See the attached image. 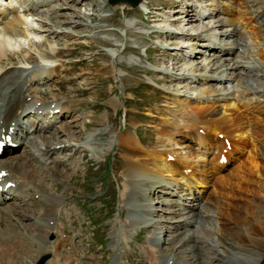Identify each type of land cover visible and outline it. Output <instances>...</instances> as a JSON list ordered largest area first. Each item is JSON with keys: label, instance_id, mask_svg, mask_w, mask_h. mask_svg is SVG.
Masks as SVG:
<instances>
[{"label": "rangeland", "instance_id": "rangeland-1", "mask_svg": "<svg viewBox=\"0 0 264 264\" xmlns=\"http://www.w3.org/2000/svg\"><path fill=\"white\" fill-rule=\"evenodd\" d=\"M3 1L6 4L13 3V5L20 2L19 0H16L17 2L15 0ZM48 1L50 7L45 2L44 5L40 4L39 0H25L24 7H28L32 3L35 4L34 10L27 15L17 14L19 11L14 13L24 20L23 30L28 38H18L16 42L12 41L9 49L13 54L10 53V60H6V65L11 62L28 64L25 60H28L29 63L38 61L41 64H46L48 61H54L59 64L58 74L49 76L51 78L47 81L39 79L40 84H36L35 88L42 90L41 97L46 100L56 98V100L66 101L67 106L70 104V110L68 113H54L51 116L47 113H44L43 116H35V121L39 118L35 122L37 126L49 124L48 127L44 126L46 129L44 132L51 145L49 158L52 160L54 169L49 170L45 166L47 169L38 173L43 177V180H40L42 184L40 183L37 188L29 189L25 199L30 205L26 210L19 209L24 212L20 218L27 229L28 239L18 250H15L16 257L10 264H28L32 257H35L39 246L33 235L35 219L44 214L50 218L58 217L55 231L46 233L44 228L38 231L40 239L45 238L46 246L51 250V252H48L49 250L43 252L49 254L50 261L55 260L53 262L59 264H74L77 261H72L77 258L78 260L97 261L96 264H108L114 255L109 246L110 232L115 229L113 227L118 225V222H127L124 219L127 209L123 207L124 204L121 201H124L129 192L135 191L138 194L142 190L145 191V198L136 196L126 203L152 202L154 208L151 209V217L154 221L158 219V224L154 223L159 227L164 223L163 227H158L164 233H161L160 237H163V241L159 243V248L166 253L173 254L179 260L185 258L187 264H191L187 260L192 255L190 251H187L188 247H177L174 240L169 242L172 227L168 223L170 221L164 220L178 218L176 212L174 215V212L167 211L177 209L173 199L183 201L181 202L183 205L176 202L177 206L182 209L185 205H190V198L183 191H178L177 198L174 194L170 195L175 192L173 187L168 191V197L165 194L167 190L162 191L164 195L160 194L159 191L162 187L167 189L169 186L166 182L161 184L158 180H145L142 184L137 179L134 180V178L126 176L123 169L125 165L123 157L126 152L119 145L120 139L124 134H129L130 137L137 134L141 143L144 144L143 146L149 149L164 148L169 151L175 150L181 154H186L191 148H193L191 150H197V145L187 141L181 134L173 132L175 141L180 144L172 145L168 141L159 143L158 129L162 126L158 122V118L180 120L178 111L181 112L182 107L189 101L190 106L196 104L198 102L196 100L199 98L193 97L212 94V88H214L212 86H215L216 90L223 91V96L227 97L226 101L219 98L218 101L221 105L233 100V94H238L239 101L252 102L256 109L262 108L264 103V43L262 42L264 40L262 38L264 37V0H218V2L216 0L215 3L210 0L211 5H209V0H199L202 3L204 1L207 6L212 8V11L217 6H222L221 8L225 11L219 14L212 12V16L205 14L207 15L205 17L196 15L194 0H141L140 3L133 6L114 3L118 0ZM187 2L190 3V6L187 5L191 8L190 10L186 9ZM20 8L21 6H19ZM13 9L16 10L14 7ZM21 12H25V10ZM186 12L188 13L186 14ZM216 17L224 20V24H221V21L216 22ZM209 20H212L209 24L212 29L208 25V28L201 31L203 39L198 36L185 39V32L200 31V28H204V24ZM218 25L219 27L223 25L220 28L234 30V36L223 32H221V36L227 35V39L233 41L231 44L236 42L235 48L232 46V49L241 48L242 54L237 55L240 59L235 61L248 60L249 64L246 65V68H240L241 70L233 71L231 67L216 70L217 75L222 78L221 81L218 80L217 83L213 80L203 82L199 80L200 74L206 67L211 68L212 60L220 62L225 56L230 57L238 54L237 52L234 55L223 53L220 57L217 56L220 60L215 61L216 53H212L211 50L201 45V42L219 40L215 36L218 33ZM252 26L257 31L256 38H252ZM205 27L207 26L205 25ZM169 31H178V33L173 35L168 33ZM182 32L185 34H180ZM190 52L191 56L188 55ZM29 56H32L33 59L28 58ZM47 57L51 58L46 59ZM209 57H213V59L210 58V60ZM231 60L223 61L231 63ZM227 69L228 71L232 69L234 72H231L230 79L226 77ZM209 73L212 74L214 71ZM40 74L44 73L40 71ZM237 74L243 76L242 80H239L240 84L235 79ZM250 74L252 75L250 76ZM208 75L204 74L207 80L212 78ZM201 76L203 77V74ZM245 78L247 82H245ZM200 82L203 84L201 85ZM226 86L230 88L228 91L224 89ZM203 89H211V93H201ZM210 97L214 96L210 95ZM218 109L221 112L229 108L219 105ZM175 110H178L177 115H170ZM186 110L189 108L186 107ZM254 114L256 112L250 110L248 117H253ZM153 117L157 121H153ZM134 130L136 134H134ZM169 134L170 132L163 134V139ZM232 137L233 135L227 136L229 144L232 142ZM57 140L67 143H64L63 147L53 148ZM186 142L190 143L191 147L185 146ZM248 149L253 154H257L258 159L264 163V143L257 142V150H253L251 145L248 146ZM16 151V154L21 156V161L22 157L28 153L23 151V147ZM245 152L243 151V153ZM8 154L5 153L4 157ZM242 154L238 160H236L237 155H234L233 159L236 161H231L223 171L221 170V175L230 172L239 163V160L245 157L246 154ZM32 160V157H28L29 166L33 165ZM168 160L172 161L173 158ZM186 172H189V169ZM210 172V174H214L212 177H215L216 173L217 176L220 174L213 169ZM212 177H209L210 180ZM127 178L133 180V185L128 182ZM156 184L161 185L157 186ZM154 186L156 192L150 189L149 191H153V193L148 196L146 191L150 187L153 189ZM244 187L251 189L252 186L249 187V184L246 183ZM211 188L209 186L206 194L210 193ZM201 189L204 190V188ZM49 191L51 193L47 195L49 199L53 196H58L61 199L60 205H57L59 207L54 208L56 210L49 209L50 205H47L46 202L48 199L45 201L39 196L40 192ZM234 191L242 198L237 199V204L233 209L227 207L223 210L226 216H216L217 211L211 203L214 199L213 195L209 194L207 197L205 195L204 198L203 194L201 211L205 215L204 218L210 215L211 219L206 225L208 228L215 229L214 235L216 236L221 235L218 231V228L221 227L224 232L223 240L227 242L220 247L223 252L214 260L205 259L207 264L224 263L222 259L229 252L227 250L239 249L233 244L230 246V241H232L230 238L236 237V234L231 237L229 235L231 229L234 228V222L239 228V224L231 218V213L239 212L238 206L250 209L249 206L252 207L253 204L261 206L264 203L263 199L254 198L252 196L254 194L239 193L237 189ZM160 198L161 200H159ZM206 198L207 200H205ZM195 201H192L191 204L197 202ZM241 214L251 221L254 220L253 216L245 211ZM218 217L220 224L216 221ZM259 222L261 221L259 220ZM144 225L141 223L131 234L129 232L126 233L127 235L122 233L124 237L119 240V245L122 248L120 258L127 260L130 264H149L144 253L148 248L143 245L142 249L140 245L144 243L148 230L154 224ZM247 228L248 224L244 226V229H241L240 234L247 233ZM200 234L209 235L203 232ZM252 250H254L253 254H260L257 264H264V237L261 239V243L257 247H253ZM193 254L196 253L193 252ZM65 256L66 258H63ZM195 262L197 264L198 261ZM3 263L0 260V264Z\"/></svg>", "mask_w": 264, "mask_h": 264}, {"label": "bare ground", "instance_id": "bare-ground-1", "mask_svg": "<svg viewBox=\"0 0 264 264\" xmlns=\"http://www.w3.org/2000/svg\"><path fill=\"white\" fill-rule=\"evenodd\" d=\"M19 1L20 2L18 4L14 3L13 5V3L6 4L4 1L0 0V137H2V134L4 135L6 133H10L12 136L11 140L15 142V145H10L7 149H4L1 152L9 153L8 156H0V170H5V175H0V260L4 262L3 264H10L12 259H15L16 257L17 253L15 252V250H18V248L23 245L26 239H28L27 229L25 228L23 220L20 218L21 215L24 214V212L19 211L20 208L26 210L29 207L28 205H30L27 204V199H25L26 189L37 188L40 185V183L42 182H40V180H43V177L38 173H42L45 169H47L45 168V166L48 167L49 170L54 169L52 160H50L49 158L51 145L47 138V135L44 132L46 131L45 127H48V125L45 124V127L34 125V121L25 118V116H28L30 112L37 113L39 111L44 113L49 112L51 109L55 108H57L59 112H61L62 110L67 111L69 107L67 106L68 103L64 100H56V98L51 100L44 99L43 97H41L42 90L35 88V85L39 84L37 80L39 79V77H37V75L40 71V67L45 70V73L43 72L44 74L41 76V78L43 79V81H47L51 78L49 76L52 72L58 74L59 66L57 64L40 65L37 61H35L30 66L17 64L10 65L9 67L5 66L6 60H10V53L13 54V52H11L9 49V45L12 43V41L16 42V39L18 38H28V35L23 30L25 22L23 19H21L20 16H17V14L24 13L23 15H27L30 12H21L24 11L25 8L24 0ZM212 1L214 3L216 2V0ZM9 2H11V0ZM15 2L17 1L15 0ZM137 2H139V0H118L114 3L127 4V6H129V3ZM195 2V13L199 17H201V15L203 14V16H205V14H207L208 16H212V12H214L215 14L225 12L223 8H221V5V7H214L215 10L212 11V8L207 6L205 3H202L201 1ZM210 2L211 1L209 0V3ZM188 4L189 3H187V5ZM8 5L12 7H8ZM187 5L186 8L187 10H189L188 6H190V4L188 6ZM19 6H21L20 9ZM13 7L16 8L15 11ZM27 9L32 11L31 6ZM17 11L19 12L17 14H14ZM211 21L212 20H209L206 24H204L203 29L208 28V25ZM215 21H221V24H224V20H222L220 17H216ZM205 25L207 27H205ZM210 26L211 25H209V28H211ZM222 26L220 25V27ZM220 27L218 25L219 29L217 30L218 33L216 34H218V38L221 42H204L202 43V45L206 49L218 53L219 56L223 53L231 54L234 51V53L237 52L238 54L234 55L235 57H229L232 59L231 63H224L223 60H228L227 56L222 58V60L220 62H217L216 64H214V62H212V64L208 62L211 64V68L209 69V67H206L204 71H207L209 69L208 72H216V70L219 71L220 69L227 67H231L233 71L235 69L239 70L240 68H246V65L249 64L248 60H241L240 62L235 61L237 59H240V57L238 58V56L239 53L242 54L240 52L241 48L235 50L234 45H236V42L231 44L233 41L227 39V35L221 36V32H223L224 34H232V36H234V30L232 28L228 29ZM252 30V38H256L257 31L254 30L253 26ZM168 33L175 35L176 32ZM185 33V39L191 36H198L200 39L203 38L201 35V31ZM213 34H215V32H213ZM182 35L184 34L182 33ZM233 39L237 41L235 37H233ZM262 42L264 43V40H262ZM232 46L234 47L233 49ZM229 49L231 50L227 52ZM232 50L234 51L232 52ZM190 54L191 52L188 53V55ZM28 58H32V56H29ZM48 58L51 57H47L46 59ZM210 58L211 57H209V59ZM215 58L218 61L220 60L219 57ZM27 62L29 61L26 60V63ZM232 69L229 70L230 72L228 71V69L225 71L227 78H230L231 72L234 73ZM238 73H240V71H238ZM204 74L203 78L207 80V77L204 76ZM251 75L252 74H250V76ZM232 76L235 77V75ZM242 78L243 76L241 74H237V76L235 77V79L238 80V83L239 80H242ZM216 79L217 81L222 80L221 76H218ZM244 80L245 82H247L246 78ZM200 84L202 85L203 83L200 82ZM212 87L215 88V86ZM214 88H212L213 93L211 94V96L214 97H210V95L208 94L211 93V89H203L201 93L206 92L208 95L195 97L199 98L196 100L198 101L196 104L190 106L191 103L189 101V103H186L182 107L183 110L179 108L181 112L175 110L174 113H170V115L173 116L178 111V115L180 114V116H178L180 120L158 118V122H160L162 126V128L158 129V139H160L158 141L159 143H165V141H168L171 142L172 145L180 144L178 143V141H175V138L172 135L173 132L176 134H181L183 138L187 139V141L193 143L194 145H197V150H191L193 149L191 148L189 149V151H187L186 154H181L177 153L175 150L169 151L165 150L164 148L156 149L157 147H154L153 149H149L141 145V141L139 140L137 135L130 137L129 134H124L121 137V141L119 143V145L123 147L126 152L123 157L125 161L123 169L126 173V176L134 178V180L137 179L139 183H142L143 181L145 182V180H164L169 185L167 189H171V187H173L175 188L174 191H183L185 195L190 197V205H185L181 209L179 206H176L174 204V206L177 207L176 210H167L172 213L174 212V215L176 212L178 218L164 220L170 221L168 223H170L172 227V232L169 235V242H173L174 240L176 241L177 247H188L187 251H190V254L192 255L191 257H188L187 260H189L191 264H196V260L198 261L197 264H207L208 262H206L205 259L207 258L210 261L214 260L220 253L223 252L220 247L227 244V242L223 240L224 232H222L223 230L221 229V227L218 228V231L221 235L216 236L214 235V233L216 232L215 229L208 228L206 225V223L211 219L209 218L210 215L204 218L205 215L201 211L203 205L200 204V201L203 198V194L204 198L205 195L206 197L209 194L213 195L214 199L211 203L217 211L216 216H226L223 210L227 207L233 209L237 204V199L240 200V198H242L238 196V193H236V191H234L236 189L239 193L247 192L250 193L247 195L254 194L252 195L254 196V198H261L264 200V163L258 159L257 154H253L251 150L248 149V146L251 145L253 150H257V142H259V144L264 143V103L262 104V108L256 109L252 102L239 101V95L234 94L233 100L221 105L218 101L219 98L222 101H226L227 97L223 96L224 92H221ZM208 97L210 98L208 99ZM251 99L253 100V98ZM218 104L229 109L225 111L222 110L220 112L218 109ZM186 107H188L189 110H186ZM250 110L256 112L253 117H248ZM198 126H201L200 131L197 129ZM168 132H170L169 136H166L165 139H163L162 135L168 134ZM220 132L222 134V140H218L219 138L217 137ZM134 134L136 133L134 132ZM227 135H233V140L231 142V146H229V150H227L226 148V152L222 153V155L224 156V160L220 161L218 160V157L221 154L222 148L224 147L223 136ZM55 143V146L63 147L64 143L67 142L57 140L55 141ZM184 145L187 147H191V144L187 142ZM20 147H23V151L25 150L28 152H26V156L22 157V161L21 156H19V154H16V150ZM243 151L246 152L243 153ZM242 153L244 155L246 154L245 157L239 160V163L236 164V166L230 172H228L226 175H221V170L223 171L224 168H226L228 164L231 163V161L240 159ZM167 155H172L173 160L169 161ZM234 155H237L236 160L233 159ZM28 157L33 158V165L31 166H29V164L27 163L29 162ZM188 169L189 172H186ZM211 169L219 172L220 174L217 176L216 173L215 177H212V175L214 174H210ZM208 176L212 177V180H210ZM149 177H151L152 180H150L151 178ZM9 180L14 181V184L6 186L5 183ZM127 180L133 185L132 179L127 178ZM246 183L249 184V187L252 186L251 189H247L246 187H244V184ZM209 186L212 187L211 191L209 194H206ZM151 187L146 191L148 196H151L153 191L156 192L155 186L153 189ZM201 188H204V190ZM150 189L153 191L150 192ZM228 190L234 192L231 193ZM144 193L145 191L143 190L138 194H136L135 191L129 192L126 195L127 197L124 199V201H121L124 204L123 207L127 209V215L126 218H124L127 222H118L119 224L114 226L113 228L115 229L110 232L111 241L109 246L113 249L114 255L111 257L109 264H130L127 260H122L119 256V252L122 249L119 246V240L124 237L122 233L126 234L129 232L131 234L137 227H139L141 223L145 225L154 224L148 230L147 235L144 239V243H141L140 245L142 249L143 245L148 248L147 252H143L146 254L149 264H187V261L184 260L185 258L183 260H179L175 256H173V254L166 253L164 250L159 248L160 230L158 226H156V223L158 224V221H154L150 214L151 209L154 208L152 202L147 201L142 203L140 201H136V203H134V201L131 203H126L128 200L135 198L136 196L145 198L146 194ZM50 194V191L46 193L40 192L39 196L44 198L45 201L46 199H48V201L46 202L48 203L47 205H50L49 209L59 207L57 205H60L61 203L60 197L53 196L51 199H49L47 195ZM165 194L168 196V191ZM175 195V198H177L178 194L175 193ZM196 198L198 199L197 201H199L198 204H191L193 203L192 201L196 200ZM9 199H21V205L17 206L11 204L8 202ZM159 200H161V198ZM205 200H207V198ZM178 201L175 202L182 204V201ZM238 207L240 211L232 212L230 216L239 224V228L234 222L235 229L232 228L231 232H229V235L231 237L232 235L236 234L235 238H230L232 240L230 241V246L233 244L234 246H236V248L239 249H236L235 251L224 249L229 252L227 253V255L223 254L224 258L221 259L224 261V263L221 264H257L260 254H253L254 250L252 249L253 247H257L258 244L261 243V239H263L264 237V203L261 206L253 204L252 207L249 206L250 209H245L242 206ZM244 211L250 216H253L254 220L251 221L248 217L242 216L241 212ZM52 214L57 215L55 213ZM218 219L219 217L216 221L220 224L221 222ZM259 220L262 223L259 222ZM35 223L36 224L33 235L35 236V239L38 242L39 246L37 249V254L35 255V257H32L31 261L28 264H33L35 259L37 260V256L39 254L47 252L49 250L46 246V239H40L41 237H39L38 231H41L42 228L45 229L46 233L55 231L54 228L56 223H58V217L55 216V218H50L48 217V215L44 214L42 216H38L35 219ZM247 224V233H245L244 235L240 234L241 229H244V226ZM163 225L164 223H162L160 227H163ZM200 232H203L205 234L208 233L209 235L203 236L200 234ZM245 248L247 249L245 250ZM115 252L118 253V255L115 254ZM193 252H195L196 254H193ZM53 261L55 260L50 261V259H48L43 264H59ZM74 261H77V263L74 264L97 263V261L92 262L91 260H78L77 258L72 262Z\"/></svg>", "mask_w": 264, "mask_h": 264}, {"label": "water", "instance_id": "water-1", "mask_svg": "<svg viewBox=\"0 0 264 264\" xmlns=\"http://www.w3.org/2000/svg\"><path fill=\"white\" fill-rule=\"evenodd\" d=\"M112 1V0H110ZM129 4H132V3H129ZM43 258H41L36 264H40L42 262Z\"/></svg>", "mask_w": 264, "mask_h": 264}]
</instances>
